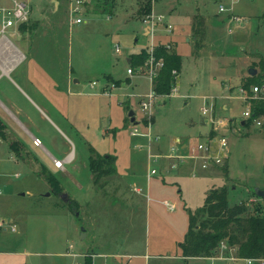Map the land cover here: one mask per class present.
<instances>
[{
  "label": "rangeland",
  "instance_id": "374dc122",
  "mask_svg": "<svg viewBox=\"0 0 264 264\" xmlns=\"http://www.w3.org/2000/svg\"><path fill=\"white\" fill-rule=\"evenodd\" d=\"M146 1L87 0L83 23L73 25L68 0H32L30 29L17 36L8 30L13 44L1 47V63L10 68L13 56L25 58L10 74L0 70V121L29 154L18 158L0 135V222L16 226L0 227V264H86L89 255L104 264L114 253L127 257L118 260L124 264H262L184 258L179 244L190 213L212 189L227 187L231 206L264 201L254 193L264 190V117L260 126L236 121L251 107L242 82L264 58V0H151L155 16L165 17L153 37L144 35L139 12ZM196 19L205 21L204 40L195 37ZM171 37L182 69L176 90L156 99L151 130L161 140L133 137L131 111L140 131H148L140 102L153 82L144 73L129 75L128 58ZM211 106L215 119L231 121L219 129L229 145L228 175L220 167L194 176L187 161L180 172H166L149 159L157 145L171 152L177 138L201 139L212 129L202 109ZM109 155L115 173L94 182L90 158L99 163ZM153 166L159 172L150 176ZM220 256L237 254L219 246L214 257Z\"/></svg>",
  "mask_w": 264,
  "mask_h": 264
},
{
  "label": "trees",
  "instance_id": "16d2710c",
  "mask_svg": "<svg viewBox=\"0 0 264 264\" xmlns=\"http://www.w3.org/2000/svg\"><path fill=\"white\" fill-rule=\"evenodd\" d=\"M139 12L142 16L151 14L152 1L147 0ZM196 20L194 31L197 35L195 37L204 40L206 35L205 21ZM154 56L156 59H163L164 62V67L159 71L154 81V90L159 97L170 96L177 83V77L173 71L180 74L182 69L181 56L177 52L168 50L166 46L156 47ZM148 59L149 53L143 49L131 57L130 65L134 68L143 66ZM254 68L258 69V73L255 76L249 74L242 82V89L247 91L252 111V117L245 121L246 125L253 123L254 119L264 117V97H254L251 90L253 86L264 84L263 57L258 58L257 62L254 61ZM4 129L5 126L0 121V135L10 142V148L14 154L20 158L25 152L27 156L28 152L24 143L16 139H9L5 135ZM113 161L114 157L111 155L104 157L99 163L93 156L90 158L94 182L115 173L114 168L110 166ZM105 165L107 167L104 168ZM222 169L228 175V166L225 165ZM47 180L52 186L58 187L56 186L57 180L53 176H48ZM255 196L260 198L256 193ZM69 202L72 207L76 204L71 199ZM253 204L252 201H242L231 206L227 187L212 189L206 197L204 205L196 212L190 213L188 233L185 240L179 244L183 257H213L217 248L224 242L234 248L237 256L241 259H264V201ZM86 264H92V260L88 258Z\"/></svg>",
  "mask_w": 264,
  "mask_h": 264
},
{
  "label": "built area",
  "instance_id": "2783aa9c",
  "mask_svg": "<svg viewBox=\"0 0 264 264\" xmlns=\"http://www.w3.org/2000/svg\"><path fill=\"white\" fill-rule=\"evenodd\" d=\"M69 2V10H70V20L71 24H81L83 23V18L81 16L82 11L85 8L87 0H68ZM224 8H221L223 11ZM30 11L28 6L21 1H14L13 6L10 8L0 7V40L6 38L7 32L9 28L18 27L22 24L29 22ZM235 21H240V18L234 17ZM165 17L163 15L155 16L149 14L144 19V25H146L150 29V35L154 36V30L157 24H163ZM166 29L170 31L172 29L171 25H165ZM166 48L170 50L171 46L167 45ZM156 46L153 44L150 48L147 49L149 53V59L143 66L139 67H130L128 69L129 75H134L135 73H145L147 76H150L153 82L152 91L144 97V99L140 102L141 109L145 113L144 121H147L146 125L144 121L142 124L148 128V131L141 132L138 124L134 125V129L131 131V135L133 137L141 136L146 138L148 141H160L161 137L156 135H152V117L154 116V107L156 103L157 97H159L154 90V81L158 76L159 71L164 67L163 59H156L154 56ZM120 47L116 46V52H120ZM173 74L177 77L178 72L173 71ZM176 90V87L173 91ZM254 97L262 96L264 97V84L261 86H253L251 88ZM172 91V92H173ZM241 92L245 95L244 100H248L249 96L247 91L241 89ZM202 113L204 115H211L207 122L211 124V131L205 134L203 139L191 141L189 143L183 142L180 139L175 140L174 145L171 148V152L168 153H151L149 155V159L154 161V163H158L161 168L163 162L168 164L169 169L177 170L179 169L185 161L194 164L196 168V172L193 173L194 176H197L199 171H211L216 168L224 167L229 159V145L228 140L225 134L221 133L219 129H224L226 126L229 127L231 121L223 120V119H215L213 106L211 108L204 107L202 109ZM252 117L251 107L247 108L243 114L242 118L236 119L238 123H243L246 120ZM258 126L262 125L260 118L254 119V121ZM226 129V128H225ZM33 143L35 146H42L41 140L39 138L34 137ZM54 164L59 169H64V162L59 160H54ZM159 168L156 166L151 167L150 176H154L158 174ZM140 191V190H138ZM1 195V190H0ZM168 209L172 212L175 211L176 206L171 203H166ZM1 229L7 231L9 227L11 231H16V226H6V223L0 222ZM220 249L227 250L228 245L226 243H221ZM234 252L236 250L231 247ZM224 252V251H223ZM223 254V253H222ZM121 259L127 258L126 256H120ZM221 259H225L228 261H240L236 256H232L229 258H224L220 256ZM246 262H261L264 264V259H244Z\"/></svg>",
  "mask_w": 264,
  "mask_h": 264
},
{
  "label": "crops",
  "instance_id": "0c3cea01",
  "mask_svg": "<svg viewBox=\"0 0 264 264\" xmlns=\"http://www.w3.org/2000/svg\"><path fill=\"white\" fill-rule=\"evenodd\" d=\"M14 1H21V2H24L27 6H28V8H29V11H30V18H29V22H27V23H25V24H22V25H20V26H18V27H12V28H9V30L11 31V34H12V36H17V35H21V33H20V30H22V29H25V28H29L30 29V27H31V25H32V19H31V13L33 12V5H31V1L32 0H27V1H24V0H9V4H6V5H2V4H0V7H5V8H10V7H12L13 6V2ZM55 0H53V2H54ZM58 4L59 3H56L55 2V9H52V12L53 11H55L56 9H57V6H58ZM154 5V4H153ZM153 5H152V10H153ZM86 9V8H85ZM49 10H51L50 8H49ZM166 25H168V24H166ZM143 26H144V28H143V30H144V35L145 36H149L150 35V29H149V31H148V27L146 26V25H144V23H143ZM192 29H193V26H192ZM5 40H6V42H5ZM187 41H188V39H187ZM159 44H154L156 47H159V46H167L168 44L170 45H172L173 46V50L172 51H174V52H177L178 53V51H177V42L176 41H174V37H171L170 38V41H167V42H162V40H159ZM2 43V44H1ZM1 43H0V49H1V47H5V45H10V44H13L10 40H8L7 38H4V39H2V41H1ZM143 49V48H142ZM147 50V49H146ZM135 55V54H134ZM133 56V55H132ZM132 56H130L129 58H128V62L130 63L131 62V57ZM24 55H21V56H17V55H15V56H13L12 57V61L13 62H16V65L15 66H13V67H10V68H8V67H6V66H4L2 63H1V61H0V70L2 71V74H5V75H7V74H10L12 71H14L15 69H16V67L18 66V65H20L21 63H22V61L24 60ZM128 71V70H127ZM180 74H181V72H180ZM144 75H146L145 73H144ZM180 76V75H179ZM79 83V82H78ZM125 86V85H124ZM106 94V93H105ZM231 105L233 106V103H231ZM223 109L224 110H229V108H228V106H223ZM131 120V119H130ZM134 125H136V124H138V123H133ZM209 131H211V129H209L205 134H207V133H209ZM205 134L202 136V138L205 136ZM201 138V139H202ZM177 139H180V138H177ZM176 139V140H177ZM181 141H183V142H186V143H189V142H191V141H197V139H191V138H189V137H185V138H182V139H180ZM141 141V143H143L144 141H145V139H143V140H140ZM175 142V141H174ZM164 145V147H162L161 145H157L156 146V148L159 150V153H168L169 152V147L167 148L166 146H165V144H163ZM140 146H142L141 144H140ZM173 146V145H172ZM150 149H151V146H150ZM152 152H150V154H151ZM69 159V158H68ZM67 161V160H66ZM191 164V163H190ZM194 168L192 169V173H194V172H196V168H195V165L194 164H191ZM191 166V167H192ZM161 167H163V169H166V170H168V171H166V172H171V170H169V167H168V164L166 163V162H163V164H162V166ZM182 169V167H180V169H178L177 170V172H180V170ZM211 171H214V170H211ZM199 172H202V171H199ZM198 172V173H199ZM168 174V173H167ZM198 175V174H197ZM204 175V174H203ZM137 191L139 190V189H136ZM148 198H150V196H148ZM167 203V202H166ZM204 205V204H203ZM167 206V205H166ZM235 254H236V252H235ZM88 256V254L85 256V259H86V257ZM90 257V259H92V264H97V262H95V260H94V258H95V255H89ZM109 256L111 257V259H108V261H103V263L104 264H124V262H119L118 260L119 259H121L120 258V256H118V254L117 253H114V254H109ZM109 256H106V257H109ZM236 257H238V256H236ZM239 258V257H238ZM208 259H211L212 261H216V260H220V261H226L225 259H221L220 257H209ZM239 259H241V258H239ZM121 260H123V259H121ZM240 261H245L244 259H241ZM246 262V261H245ZM86 263V262H85ZM126 264V263H125Z\"/></svg>",
  "mask_w": 264,
  "mask_h": 264
},
{
  "label": "water",
  "instance_id": "95a60500",
  "mask_svg": "<svg viewBox=\"0 0 264 264\" xmlns=\"http://www.w3.org/2000/svg\"><path fill=\"white\" fill-rule=\"evenodd\" d=\"M148 31H149V28H148ZM249 74L251 76H255L257 74V70L254 69V68H251L250 71H249ZM129 117L131 119V122L132 123H135L136 119H135V113L133 111L130 112L129 114ZM245 124V122H243V125ZM255 193L258 197H260L262 200H264V190H261V189H256L255 190ZM65 198H68L67 195L65 196ZM69 199V198H68ZM83 232H84V229H83ZM85 233H83V237H85Z\"/></svg>",
  "mask_w": 264,
  "mask_h": 264
}]
</instances>
